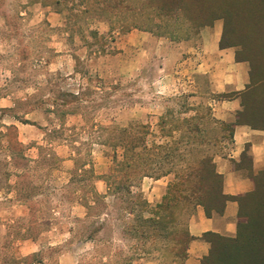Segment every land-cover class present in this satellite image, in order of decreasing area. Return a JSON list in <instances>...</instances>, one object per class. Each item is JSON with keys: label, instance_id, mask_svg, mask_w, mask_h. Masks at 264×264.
Listing matches in <instances>:
<instances>
[{"label": "rangeland", "instance_id": "rangeland-1", "mask_svg": "<svg viewBox=\"0 0 264 264\" xmlns=\"http://www.w3.org/2000/svg\"><path fill=\"white\" fill-rule=\"evenodd\" d=\"M124 1L134 12L81 15L69 24V33L64 14H50L54 11L49 7L28 5L27 0H0V264H32L39 259L19 258L18 244L27 238L42 240L49 264H56L63 251L71 254L69 262L78 264H174L171 239L146 240L133 232L136 217L126 212L118 194L107 198L109 207L102 214L84 219L81 194L75 191L81 178L73 164L78 153H91L97 175L115 169L112 157L115 151L121 154L113 146L117 128L137 123L148 127V146L154 140L185 152V160L173 162L178 168L223 154L230 144L219 140L221 126L209 114L207 99L192 97L194 76L186 71L185 47L198 44L200 30H192L181 15L157 16L146 0ZM236 6H246L245 1L238 0ZM238 22L249 25L245 19ZM128 23L152 29L126 31ZM252 29L257 46V25ZM63 93H80L82 102L77 115L59 121L48 110L53 102L62 103ZM197 125L201 130L195 132ZM167 131L172 136H165ZM108 137L111 145L104 146ZM165 177L170 178L168 184L173 180ZM165 177L157 179L160 184L154 178L142 180L140 191L150 204L161 200L152 195H158L155 185ZM97 189L104 194L105 183H97ZM17 203L27 206V218L15 217ZM187 220L184 213L177 227H186ZM58 222L62 228L42 236L48 224ZM83 227L89 232L101 228L93 243L80 244L87 237ZM68 229L70 240L60 249L50 248L48 242L62 239Z\"/></svg>", "mask_w": 264, "mask_h": 264}, {"label": "trees", "instance_id": "trees-1", "mask_svg": "<svg viewBox=\"0 0 264 264\" xmlns=\"http://www.w3.org/2000/svg\"><path fill=\"white\" fill-rule=\"evenodd\" d=\"M225 1L227 0H146L148 8L157 16L181 15L196 32L199 30L201 32L203 28L211 27L215 21L222 20L220 47L237 48L236 59L249 63L250 84L240 94L242 110L237 114L236 123H221L214 119L211 108L208 109L215 124L221 126L222 134L219 140L228 139L231 143L236 124L264 129V0H257L261 7H255V1L252 0H244L246 4L244 7L236 6L238 0H231L230 3H224ZM27 4L49 7L57 14H64L66 29L81 15L97 13L116 17L122 9L134 12L133 6L124 0H27ZM140 13L142 14V10ZM239 19H245L249 25L241 26L239 22L237 24ZM252 21L257 25L259 33L257 46L253 45L256 35L254 36L252 28L255 24H251ZM125 26L123 29L126 31L152 29L138 23H128ZM69 30V33L73 32L71 26ZM61 97L62 103L59 105L53 102L52 109L48 110L59 121H63L66 116L77 115L80 110L79 104L82 102L80 93L78 95L63 93ZM63 107L67 109H62ZM20 122L37 126L34 122ZM162 124L165 122L162 121ZM202 125L205 126V123ZM133 126L113 130L117 135V143L113 146L118 147L121 154L118 156L117 152H114L112 161L115 163V169L112 172L97 175L89 151L84 154L78 153L73 159L74 172H80L81 177L76 181L78 187L75 191L81 194L79 198L80 205L85 209L84 219L102 214L103 210L109 207L107 198L109 196L116 198L118 194V200L126 203L124 207L126 212L136 217L137 226L131 225L132 231L140 233L146 240L151 237L171 239L174 244L172 262L184 264L194 237L188 231V223L184 228L177 227L183 214H188V222L198 208H202L207 217L221 216L226 203L235 200L239 206L236 234L234 236L205 234L204 238L209 242L210 250L202 258L201 264H264V171L253 176L252 192L238 197L228 196L223 192L222 176L216 171L212 155L203 156L196 163L178 168L173 162L175 159L185 160V152L178 153L179 148H164L157 145L154 140L148 146L146 139L150 134L148 127L139 123ZM200 126H195V132L201 130ZM101 131L107 132V129L102 128ZM171 134L172 131H167L165 136H172ZM109 140L111 137L102 144L110 146ZM106 156L111 157L107 154ZM167 164L171 166L164 170ZM169 175L173 176V180L167 185L161 200L154 205L150 204L140 191L142 180L147 177L157 180ZM98 181H103L106 185L104 194L96 187ZM134 189L138 192H134ZM239 218L243 220L239 222ZM78 222L84 224L82 220ZM169 225L172 227L171 230ZM100 230L101 228L89 232L83 227L82 234H87V237L82 241L94 242V235Z\"/></svg>", "mask_w": 264, "mask_h": 264}, {"label": "crops", "instance_id": "crops-1", "mask_svg": "<svg viewBox=\"0 0 264 264\" xmlns=\"http://www.w3.org/2000/svg\"><path fill=\"white\" fill-rule=\"evenodd\" d=\"M50 14L57 13L50 12ZM222 33L223 22L217 20L211 27L201 30L196 46L186 45L185 49L188 54L186 71L188 69L194 76L190 86L192 97H205L214 119L221 123L233 124L236 123L238 112L242 110L240 94L250 84V65L248 62L236 59L237 48L222 49L220 47ZM214 163L217 173L222 176L224 194L238 197L252 192L254 189L253 176L264 171V129L236 124L233 129L232 142L225 153L215 155ZM169 180V177H165V182L162 181L161 185H155L159 186V193L156 197L152 195L154 200L162 197ZM160 181L154 180V183L160 184ZM14 207L18 208L16 218L28 217L29 211L26 205L17 203ZM238 211V202L235 200L226 203L221 216L207 217L203 209L198 208L188 222V231L194 240L189 245L185 264H200L201 259L209 253L210 244L204 238L205 234L234 236ZM60 228H62V223L48 224L42 236H49L50 233ZM71 234L72 230L68 229L62 239L48 242L50 248L60 249L70 240ZM89 243L93 242L80 241V244ZM43 249L44 243L41 239L31 238L22 240L17 247L19 258H23L22 260L37 257L39 259L32 264H49L43 256ZM70 255L67 251L61 252L58 254L56 264H78L77 260L68 261Z\"/></svg>", "mask_w": 264, "mask_h": 264}]
</instances>
